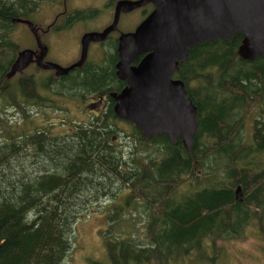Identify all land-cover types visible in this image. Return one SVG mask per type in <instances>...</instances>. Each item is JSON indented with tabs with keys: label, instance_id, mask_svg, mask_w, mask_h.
<instances>
[{
	"label": "trees",
	"instance_id": "16d2710c",
	"mask_svg": "<svg viewBox=\"0 0 264 264\" xmlns=\"http://www.w3.org/2000/svg\"><path fill=\"white\" fill-rule=\"evenodd\" d=\"M40 1L0 0V264H63L76 221L89 203L104 199L111 200L109 227L100 232L106 264H175L192 253L206 258V249L215 246L220 254L219 241L242 238L251 224L264 233V55L242 59L237 34L189 48L172 76L197 108V131L186 151L180 139L172 145L166 135L144 138L115 115L108 92L125 84L114 68L116 38L101 58L66 78L38 67L8 76L20 50L15 19L32 20ZM95 94L107 104L72 132L53 134L33 118L53 106L54 95L84 100ZM253 110L247 142L243 131ZM120 136L133 142L128 158L114 142ZM218 159L225 162L221 179L210 175ZM124 191V200L115 202Z\"/></svg>",
	"mask_w": 264,
	"mask_h": 264
},
{
	"label": "water",
	"instance_id": "95a60500",
	"mask_svg": "<svg viewBox=\"0 0 264 264\" xmlns=\"http://www.w3.org/2000/svg\"><path fill=\"white\" fill-rule=\"evenodd\" d=\"M148 3L152 10L132 31L118 37L116 74L126 85L111 93L113 111L133 123L144 138L166 135L172 145L180 139L190 151L198 127L197 108L183 81L172 76L178 64L188 59L190 47L217 39L228 41L233 34L242 35L238 47L242 59L253 61L264 55V0H119L111 23L102 31L83 34L79 59L66 67L42 62L46 48L37 28L30 20L17 18L35 35L39 53L35 57L30 48L19 50L8 76L32 62L41 69L55 70V75L66 74L85 62L90 41L102 40L115 29L121 10Z\"/></svg>",
	"mask_w": 264,
	"mask_h": 264
},
{
	"label": "rangeland",
	"instance_id": "374dc122",
	"mask_svg": "<svg viewBox=\"0 0 264 264\" xmlns=\"http://www.w3.org/2000/svg\"><path fill=\"white\" fill-rule=\"evenodd\" d=\"M41 2V1H40ZM104 0H68L67 6L69 9H94L102 8ZM54 2L49 0L41 2L38 11L33 15V20L40 23L52 16L55 11ZM57 7V6H56ZM110 9V8H109ZM111 11V9H110ZM144 10L139 8L122 13L118 22V27L122 32H128L134 29L136 25L144 18ZM111 16V12L103 10L102 14L91 16L84 21L78 22L72 27L58 32L45 33L41 35V42L47 47L46 60L64 66L66 63L73 60L78 53L80 45L78 43L80 35L84 32L98 30L104 26ZM44 26V22H42ZM14 39L19 45V49L33 48L34 38L27 26L17 23L14 30ZM88 58L97 60V49L90 46L88 50ZM35 71L34 65L28 66L21 74H29ZM47 71V70H45ZM15 76H18L15 75ZM53 106L43 107L41 113H33V118L39 126L50 128L53 134H66L72 132L76 125L88 124L95 114H99L104 106L97 109L92 108L85 103L76 99L65 96L54 95L52 97ZM94 100L93 102H95ZM90 102L89 100L87 101ZM255 111V112H254ZM8 114L14 121H22L20 114L18 115L13 109H8ZM18 116V117H17ZM256 117V110L246 119L244 127V138L250 142V133L252 130L253 119ZM16 122V123H17ZM122 130L128 132L129 129L126 124L121 123ZM127 137L120 136L115 139V143L120 145L125 158L129 156V149L132 148L133 142L126 140ZM131 139V138H128ZM219 163L217 167L211 170V177L214 175L216 179H221L225 171V162L223 159L217 160ZM213 162V160H212ZM240 163V161H239ZM207 167V166H206ZM207 174V172L198 171ZM187 176H184L186 178ZM187 179L182 185L184 190L189 184ZM127 194L126 191L118 196L115 202L121 203ZM111 205L110 199H104L95 203L88 204L87 212L81 214L74 226V235L72 237V249L68 256L63 261V264H106L107 257L104 244L102 241L101 230L108 228L109 224L106 221L105 211ZM126 224V223H125ZM137 230L139 228L137 227ZM221 246L220 254H217L215 246L206 249V258L194 257L192 255L177 257L173 262L175 264H264V233L260 228L251 224L245 228L244 236L237 240L219 241ZM148 264H158L156 262H149Z\"/></svg>",
	"mask_w": 264,
	"mask_h": 264
},
{
	"label": "flooded vegetation",
	"instance_id": "af4514ba",
	"mask_svg": "<svg viewBox=\"0 0 264 264\" xmlns=\"http://www.w3.org/2000/svg\"><path fill=\"white\" fill-rule=\"evenodd\" d=\"M44 1H47V0H44ZM49 1L50 2H54V5H56L57 7L55 6V11L53 12V14H52L51 17H49V18L45 19L44 21H42V22H44V26L42 25V22L36 23V22H34L33 19L30 20V19H27V18H19V19H22V20H30L31 22H33V24L37 28L39 37L41 35H44L45 33L48 34V33L58 32L60 30L68 29V28L72 27L73 25H75L76 23L81 22V21H84L86 19L85 16H79L80 14L79 15L77 14L78 12L83 11V10H86V9H74V10H71L66 5L68 0H49ZM118 1L119 0H104V3L102 5V8L101 9L96 8L97 9L96 10L97 12H96L95 15H97V16L101 15L102 12H103V10L106 9V10L109 11V13L111 12V16H110L108 22L104 26H102L98 30H93V31H102L104 28H106L111 23L112 18H113V14H114V11H115L116 3ZM109 8L111 9V11H110ZM138 8L140 10H144V13H145L144 14V17H145L152 10V5L150 3H148V4H145L144 6L138 7ZM127 12L128 11H122L121 10L120 11V14H119V19H120V15L122 13H127ZM87 18H89V17H87ZM16 19H15V21L17 23L23 24V25H25V26L28 27V25L26 23H24L22 21H17ZM119 19H118V22H119ZM28 29H29V27H28ZM30 33H31L32 37L34 38V44H35V46L33 48H30V49H32V50L35 51L34 56L36 57L38 55V53H39V49H38V46H37V43H36V40H35V35L31 32V30H30ZM85 33L83 32L80 35V37H79L78 43L80 45V48H81L80 40H81V37L83 36V34H85ZM121 33H124V32H122L120 30V28L118 27V23H117L115 29L112 30V31H110L106 35V37L104 39L98 40V41H90L89 42V45H88V50H89L90 46H94L97 49V56L99 58H101L103 56L104 52H108L110 50V46L112 44L113 39L116 38L117 39V43H118V37H119V35ZM40 40H41V38H40ZM42 45L46 48V53H45V56H44L42 62H48L46 60L47 47L44 44H42ZM80 48H78L77 56L73 60H71L70 62L66 63L63 67L69 66L70 64L76 62L79 59V57H80ZM105 49H106V51H104ZM114 53L117 55V59L114 62V68H115V73H116V67H115V65H116V63L118 61L117 44H116V48H114ZM87 55H88V52H87ZM88 60H90V59L87 56L84 63H86ZM32 64L34 65V67H38L35 62H32L30 65H32ZM82 65H80V66H82ZM80 66H77V67H74V68L70 69L66 74H60V75H55V70H53V69L47 70V71H50L55 77H57L59 79H63V78H66V76H68L69 74L73 73ZM24 70L22 72H24ZM22 72H20V73H22ZM120 80H122V79H120ZM123 81H124L125 84L122 87H120L119 89H115V90H112V91H109L108 92L109 95H110V97H111V93H113V92H119L126 85V81L125 80H123ZM59 96H64V95H59ZM82 97L83 96H79L78 98H76V100L80 101L81 104L82 103H85V105H88V106H90L92 108H95V109H97V108H99L101 106H104L105 107V105L107 104V102H106V100H107L106 99V96L101 95V94L89 95L88 98L87 99L85 98L84 100L81 99ZM88 100L90 102H88V104H87V101ZM94 100H96V101L93 102Z\"/></svg>",
	"mask_w": 264,
	"mask_h": 264
}]
</instances>
